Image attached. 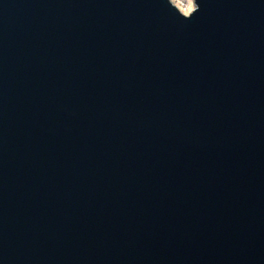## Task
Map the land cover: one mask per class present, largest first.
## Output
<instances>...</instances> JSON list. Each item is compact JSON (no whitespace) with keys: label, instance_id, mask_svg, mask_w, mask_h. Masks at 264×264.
Instances as JSON below:
<instances>
[{"label":"water","instance_id":"1","mask_svg":"<svg viewBox=\"0 0 264 264\" xmlns=\"http://www.w3.org/2000/svg\"><path fill=\"white\" fill-rule=\"evenodd\" d=\"M0 0V264H264V0Z\"/></svg>","mask_w":264,"mask_h":264},{"label":"bare ground","instance_id":"2","mask_svg":"<svg viewBox=\"0 0 264 264\" xmlns=\"http://www.w3.org/2000/svg\"><path fill=\"white\" fill-rule=\"evenodd\" d=\"M174 4L183 12L189 13L194 8L193 0H172Z\"/></svg>","mask_w":264,"mask_h":264}]
</instances>
